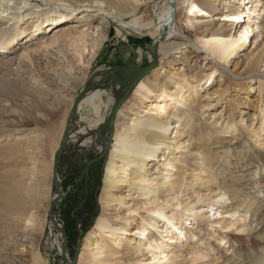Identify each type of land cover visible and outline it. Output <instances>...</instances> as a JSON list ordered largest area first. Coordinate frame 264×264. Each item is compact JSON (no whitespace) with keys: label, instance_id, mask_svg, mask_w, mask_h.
<instances>
[{"label":"bare ground","instance_id":"obj_1","mask_svg":"<svg viewBox=\"0 0 264 264\" xmlns=\"http://www.w3.org/2000/svg\"><path fill=\"white\" fill-rule=\"evenodd\" d=\"M39 1L40 6L30 0H0V63H11L5 55L19 43L17 51L27 54L59 39L56 44L88 54L82 62L88 67L103 49L113 23L120 35L130 30L161 39L158 66L133 81L130 99L119 108L121 101L114 114V102L122 98L136 71L111 67L109 74L117 79L82 96L94 104L109 94L106 116L96 118L91 129L84 127L98 149L108 150V158L99 192L101 212L82 240L78 264H143L144 256L155 260L165 253L171 238L178 248L190 244L193 250L200 239L192 228L186 233V220L229 228L230 221L214 219L225 213L243 217L239 235L248 238L255 233L261 242L258 250H264V195H260L264 175L257 171L251 186L244 176H235L236 172L244 175L253 165L264 169V107L260 106L264 35L242 56L246 61L242 75L226 65L243 49L248 34L254 33L250 12H257V21L264 0H249L254 7L247 9L248 19L236 36L245 0H164L149 20L143 18L142 9L153 0ZM66 21L71 23L58 28ZM49 31H53L51 39L46 37ZM206 59L211 61L207 71L201 66ZM217 70L226 77V87L205 89L210 99L217 94L213 101L200 97L203 82L213 80ZM103 75L98 73L91 83ZM245 78L259 82L261 91L255 99L242 94ZM95 109L92 118L98 116L99 106ZM256 119L258 127H252ZM220 122L226 125L215 132ZM218 131L231 135L227 144L216 135ZM33 138L20 128L0 134L5 159L0 165V262L5 264L15 263L13 252L22 249L28 252L30 264H47L39 248L46 227L44 217H36L40 207L23 210L18 205L25 198L36 204L34 195H44L40 186L48 170L38 168L42 164ZM28 160L35 166L33 171L23 166ZM55 197H49V204ZM51 225L53 233L61 226L58 221ZM169 249L172 263L185 264L175 255L178 250ZM236 260L234 256L218 264H240Z\"/></svg>","mask_w":264,"mask_h":264},{"label":"rangeland","instance_id":"obj_2","mask_svg":"<svg viewBox=\"0 0 264 264\" xmlns=\"http://www.w3.org/2000/svg\"><path fill=\"white\" fill-rule=\"evenodd\" d=\"M30 1L35 3L36 6L41 4L39 0ZM164 2V0H153L142 9L143 18L152 19L154 14L159 11V8L163 7ZM242 5L244 8V19L238 21L234 29L235 36L245 26L248 19L247 9L251 8L252 10L254 7V3L249 0H245ZM35 8L37 9V7ZM262 9L257 21L255 20L257 12H250L249 22L254 25L255 34L250 31L251 33L248 34L243 49L231 57L226 64L231 72H237L241 75L244 73L246 61H244L242 56L263 38L264 7ZM68 23L71 22L66 21L59 25L58 28H62ZM117 27L116 23L111 25L103 49L100 50L88 67L82 64L88 54L84 51L76 54L71 48L68 49L64 45L56 44L59 39L52 43L48 40L39 48L29 50L27 54L17 51L22 45V43H19L15 48H9L11 50L5 55L7 58H11V63L9 65L0 63V134H8L9 131L19 130V128L22 132H31L34 135V144L39 147L37 152L38 160L41 161L42 166L39 164L38 168L46 170L45 167H47L48 170L45 171L48 175L40 186L43 188L41 191H44V195H34L36 204H32L31 201L33 199L27 198L18 203L23 210H27L29 207L32 208V206L40 207L36 217H44L46 227L43 231L39 248L47 264H68V261L71 264H78L82 240L87 231L94 226L101 212L99 192L105 163L108 158V150L104 149V147L98 149L96 139H92L88 133L90 130L86 131L84 127L87 126L91 129L96 118L106 116L108 112L105 109L109 94L103 95L94 104L89 103L91 101L90 97L85 100L81 98L76 108V117L73 113L75 97L95 71L111 67L126 68L125 66L128 65L144 67L153 60L150 53L153 37L130 30H124V33L120 35ZM52 34L53 31H49L46 37L51 39ZM12 36L10 35L9 38H12ZM160 41L161 39L156 43V64L153 68L157 67L159 63L158 43ZM201 62L203 61L201 60ZM210 64L211 61L206 59L201 66L203 70L207 71ZM260 70L264 72V62ZM242 80L246 82L244 85L246 89L242 94L249 95L251 99H255L261 91L258 80L246 81L248 80L247 78ZM225 87L226 77L222 75L221 70H217L214 73L213 80L203 82L199 96L213 101L217 94L211 96L210 99L206 95L205 89L223 91ZM133 91L134 87L122 100L119 108L130 99ZM97 105L99 106V109H97L98 116L92 118L91 113H96L95 107ZM260 106L264 107V101L260 103ZM245 109L249 114L253 111L252 108L247 107ZM69 121L71 122L70 124H68ZM256 124L257 119L253 122L252 127L256 126ZM67 125H70V134L58 164L59 187L53 185L52 166L54 155L63 139L64 128ZM79 125H81L80 128H78ZM225 125V123L220 122L215 124V128L210 125L209 129L213 130L214 128L215 132L216 130L221 131ZM220 131L216 135L220 137L223 144H227L231 135ZM14 134L9 136H14ZM261 134L264 136V129ZM3 154L0 153V165L5 163ZM23 166L31 169L30 171L35 168L29 160L23 163ZM257 171L264 175L263 168L253 165L244 175L236 172L235 176H244V181L251 186ZM48 180H51L50 188L46 185ZM61 189L64 195L53 208V216L61 226L55 231L56 233H53L48 201L49 197L59 194ZM260 195L263 196L264 191H260ZM221 217L225 218L226 222L230 221L232 223L231 227L220 229L218 224L214 222L212 224L206 222L194 224L193 221L186 220V233H188L187 229L192 228L198 236L195 238L200 240L195 243L194 249L190 250V244L188 247L182 245L178 248L176 240L171 238L168 241L169 247L173 250H178V253L175 254L178 256V260H183L185 264H218L224 260H232L236 256V261L240 264H264V250L260 251L257 248L260 237L255 233L248 238L239 235L241 231L237 229L244 222L243 217L225 213L214 217V219L216 218L217 220ZM63 233L66 238L64 255L62 254ZM261 236L264 237V228ZM195 241L196 239L193 242ZM59 245L61 246L60 250ZM169 247L165 253L158 255L155 260H152V256L149 254L144 256L145 261L143 264H174L172 263L174 259ZM13 255L17 259L13 264H30L29 254L26 250L15 251ZM0 264L5 263L0 262Z\"/></svg>","mask_w":264,"mask_h":264},{"label":"water","instance_id":"obj_3","mask_svg":"<svg viewBox=\"0 0 264 264\" xmlns=\"http://www.w3.org/2000/svg\"><path fill=\"white\" fill-rule=\"evenodd\" d=\"M167 1L169 3L173 2V0H167ZM172 10H173V8H172ZM159 39H160V36L155 38L152 41V43H151L150 53L152 55L153 60L150 63H148L147 65H145L144 67H141V68L140 67L131 66V65L125 66L126 70L136 71L137 74L130 80V82H129V84H128L127 88H126V91L123 94L122 98L114 102L113 107H112V111H111L112 114H114L115 110L117 109V107H118L119 103L122 101V99H124V97L128 95V93H129V91L131 89V86L133 84V81L136 80L137 78H139L142 74H144L145 72H147L148 70H150L151 68H153L155 66V64H156L155 63V48H156L155 46H156V42ZM111 69L112 68H110V69L107 68V69L95 71L91 75V77L87 80L85 86H83L81 91L75 97L74 109H73L74 110L73 113L75 114V117L77 116V113H76L77 105H78L80 99L82 98V96L87 91L98 87L103 82H111V81H115L117 79L114 74H109ZM116 69H118V68H116ZM98 73H103L104 75L102 77H100V79H98L97 81L91 83L92 78L95 75H97ZM68 124H70V121L68 122ZM69 126L70 125H67L66 128H65L63 139L61 140V142L59 144V148H58V150L56 151V153L54 155L53 166H52V182H53V185H57L59 187H60V183L58 181V176H57L58 164H59V160H60V156H61V153L63 151V148L65 147V144H66L67 139H68L69 134H70ZM63 195H64V193H63V190L61 189L59 194H57L56 197L54 198V200L51 201V203L49 204V217H50V219H51L53 224L56 223V219L53 216V208L61 200ZM63 235H64V241H63V245H62V254L64 255L66 238H65V234L64 233H63Z\"/></svg>","mask_w":264,"mask_h":264}]
</instances>
